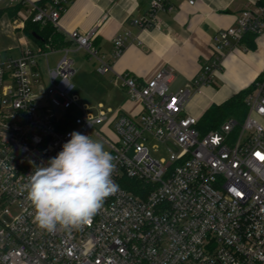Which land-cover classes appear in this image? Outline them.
Wrapping results in <instances>:
<instances>
[{
	"label": "built area",
	"instance_id": "built-area-1",
	"mask_svg": "<svg viewBox=\"0 0 264 264\" xmlns=\"http://www.w3.org/2000/svg\"><path fill=\"white\" fill-rule=\"evenodd\" d=\"M8 1L31 2L33 21L59 28L73 0ZM176 1L197 0H150L149 11L131 24L158 27V12L173 10ZM250 32L264 35V0L214 34L213 56L194 81L176 91L170 90V68L146 82L128 71L118 73L117 83L142 104L135 114L123 109L95 114L77 103L70 46L44 48L27 40L19 56L0 58V264H264V160L256 155L264 156V71L246 97L248 112L240 125L229 117L202 133L199 119L186 112L193 91L214 78L223 52L248 49L242 39ZM66 35L76 50L85 49L97 61L98 73L113 69L94 44V29ZM130 36V31L114 36V57ZM52 52L62 53L53 68ZM79 107V114L70 112ZM73 131L103 143L114 157L118 190L91 224L49 233L34 222L23 185ZM160 145L168 157L152 154Z\"/></svg>",
	"mask_w": 264,
	"mask_h": 264
},
{
	"label": "crops",
	"instance_id": "crops-1",
	"mask_svg": "<svg viewBox=\"0 0 264 264\" xmlns=\"http://www.w3.org/2000/svg\"><path fill=\"white\" fill-rule=\"evenodd\" d=\"M260 2L197 0L190 5L187 1H176L173 10L158 12V27L147 29L132 25L131 20L149 11L150 0H73L61 13L57 29L66 36L67 46L73 51L76 47L66 33L75 29H94V44L112 62L113 69L107 74L116 86L121 87L116 81L118 73L128 71L146 82L159 70L170 68L174 73L170 90L176 91L194 81L202 65L213 56L214 34L234 24L242 10ZM15 4L0 0V58L19 56L24 41L38 44L24 32L25 23L32 14L31 2L24 3L17 13L12 8ZM126 31L131 32L126 47L120 56L114 57L113 38ZM256 44L255 49L224 51L214 78L193 91L186 112L199 119L212 104H221L252 84L264 71V35L256 38ZM141 108V102L124 96L111 114L102 103L97 111H88L95 114L105 111L112 115L123 109L135 114Z\"/></svg>",
	"mask_w": 264,
	"mask_h": 264
},
{
	"label": "clouds",
	"instance_id": "clouds-1",
	"mask_svg": "<svg viewBox=\"0 0 264 264\" xmlns=\"http://www.w3.org/2000/svg\"><path fill=\"white\" fill-rule=\"evenodd\" d=\"M62 150L27 176L23 188L34 222L49 233L79 230L92 222L104 200L118 190L114 157L103 143L73 131Z\"/></svg>",
	"mask_w": 264,
	"mask_h": 264
},
{
	"label": "rangeland",
	"instance_id": "rangeland-1",
	"mask_svg": "<svg viewBox=\"0 0 264 264\" xmlns=\"http://www.w3.org/2000/svg\"><path fill=\"white\" fill-rule=\"evenodd\" d=\"M61 55V52L50 53L48 58L51 68L55 67ZM71 55L75 59V72L72 76L74 89L72 94L81 107L95 112L98 109V105L102 103L104 109L111 114L124 96L132 99L127 90L116 86L114 82L110 81L108 72L105 74L97 72V61L90 58L85 49L74 50L71 52ZM1 58L4 59L5 57ZM41 65L43 66L45 82L47 84V65L44 60L41 62ZM81 110L82 108L80 107L73 108L70 112L79 114ZM151 151L157 157H168V151L164 145H160L158 151H153L152 148Z\"/></svg>",
	"mask_w": 264,
	"mask_h": 264
},
{
	"label": "trees",
	"instance_id": "trees-1",
	"mask_svg": "<svg viewBox=\"0 0 264 264\" xmlns=\"http://www.w3.org/2000/svg\"><path fill=\"white\" fill-rule=\"evenodd\" d=\"M51 2H53V0H39L36 3L38 5H47ZM23 4L24 3L19 2L12 7L15 8V13H17V10L21 8ZM15 13L13 12V14ZM24 32L32 40H34L44 48H46L48 44L51 45V47H61L69 44L66 36L61 31H59L57 27L54 26L51 22L42 24L40 22L33 21L32 15H30L25 23ZM256 38L257 35L250 32L243 37L242 42L247 46V48L255 49L257 45ZM259 77L260 75L257 77V79ZM255 81L249 86L239 90L237 93L230 96L221 104H212L199 118L197 128L202 133H207L210 130L218 129L221 124L229 117H234L235 119H237L238 124L240 125L247 115L248 106L246 97L254 89ZM239 125L235 127L234 133L239 132Z\"/></svg>",
	"mask_w": 264,
	"mask_h": 264
},
{
	"label": "snow or ice",
	"instance_id": "snow-or-ice-1",
	"mask_svg": "<svg viewBox=\"0 0 264 264\" xmlns=\"http://www.w3.org/2000/svg\"><path fill=\"white\" fill-rule=\"evenodd\" d=\"M258 157H260V159L264 160V156H260L259 153L256 154Z\"/></svg>",
	"mask_w": 264,
	"mask_h": 264
},
{
	"label": "water",
	"instance_id": "water-1",
	"mask_svg": "<svg viewBox=\"0 0 264 264\" xmlns=\"http://www.w3.org/2000/svg\"><path fill=\"white\" fill-rule=\"evenodd\" d=\"M37 37H39V36H37Z\"/></svg>",
	"mask_w": 264,
	"mask_h": 264
}]
</instances>
